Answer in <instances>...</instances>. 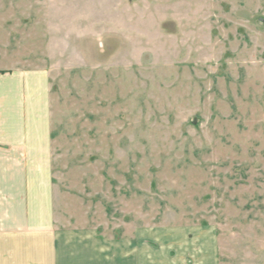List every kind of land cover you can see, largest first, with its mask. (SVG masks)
Returning a JSON list of instances; mask_svg holds the SVG:
<instances>
[{
  "label": "rangeland",
  "instance_id": "obj_1",
  "mask_svg": "<svg viewBox=\"0 0 264 264\" xmlns=\"http://www.w3.org/2000/svg\"><path fill=\"white\" fill-rule=\"evenodd\" d=\"M15 70L46 74L57 224L264 264V0H0Z\"/></svg>",
  "mask_w": 264,
  "mask_h": 264
},
{
  "label": "crops",
  "instance_id": "obj_2",
  "mask_svg": "<svg viewBox=\"0 0 264 264\" xmlns=\"http://www.w3.org/2000/svg\"><path fill=\"white\" fill-rule=\"evenodd\" d=\"M46 81L41 70L0 72V264H150L143 235L119 256L116 242L55 222ZM181 254L177 264H192Z\"/></svg>",
  "mask_w": 264,
  "mask_h": 264
}]
</instances>
